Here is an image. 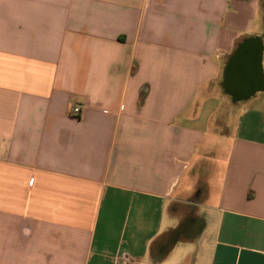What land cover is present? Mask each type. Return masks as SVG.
<instances>
[{"label": "crops", "instance_id": "obj_1", "mask_svg": "<svg viewBox=\"0 0 264 264\" xmlns=\"http://www.w3.org/2000/svg\"><path fill=\"white\" fill-rule=\"evenodd\" d=\"M0 264H264V0H0Z\"/></svg>", "mask_w": 264, "mask_h": 264}, {"label": "water", "instance_id": "obj_2", "mask_svg": "<svg viewBox=\"0 0 264 264\" xmlns=\"http://www.w3.org/2000/svg\"><path fill=\"white\" fill-rule=\"evenodd\" d=\"M251 42L252 41H249V42H246L243 45H241L240 48H239V50L236 53V57L235 58H240L244 54H248L250 52L249 47L251 45L250 44ZM252 60L254 61V63H256L258 65V68H260V66H261V50L260 49L254 51V56H253V59ZM235 93H237L239 95H242L243 92H235ZM250 93L251 92H249L246 95H242L241 97H246Z\"/></svg>", "mask_w": 264, "mask_h": 264}, {"label": "built area", "instance_id": "obj_3", "mask_svg": "<svg viewBox=\"0 0 264 264\" xmlns=\"http://www.w3.org/2000/svg\"><path fill=\"white\" fill-rule=\"evenodd\" d=\"M80 112H81V108L80 107H77V106L73 107V114L74 115H79Z\"/></svg>", "mask_w": 264, "mask_h": 264}, {"label": "rangeland", "instance_id": "obj_4", "mask_svg": "<svg viewBox=\"0 0 264 264\" xmlns=\"http://www.w3.org/2000/svg\"><path fill=\"white\" fill-rule=\"evenodd\" d=\"M220 92H221V91H220ZM220 94H221V93H220ZM221 96H222V98H225L226 101H228V102L230 101V99H229L227 96H225V95H221ZM234 104H235V103H233V106H234ZM242 104H244V103H242Z\"/></svg>", "mask_w": 264, "mask_h": 264}]
</instances>
